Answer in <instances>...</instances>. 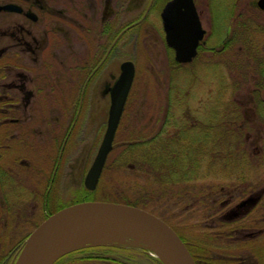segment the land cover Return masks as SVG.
<instances>
[{
	"label": "rangeland",
	"instance_id": "rangeland-1",
	"mask_svg": "<svg viewBox=\"0 0 264 264\" xmlns=\"http://www.w3.org/2000/svg\"><path fill=\"white\" fill-rule=\"evenodd\" d=\"M105 1L51 0L50 4L56 15L65 10L74 18L78 7L93 3V16L99 31L101 15L106 12ZM112 1L115 2V13H119L115 19L116 28H121L138 21L151 0ZM168 1L157 0L149 17L131 29L116 47L111 66V72L115 75L113 84L120 76L122 63L127 60L134 63L136 75L113 150L97 189L89 199L96 202L137 203L139 207L169 219L172 224L167 223L171 227L175 221L180 222L185 228V237L203 245L205 239L215 238L210 234L214 230L207 229V226L210 227L208 213L213 205L209 202L219 205L224 200V197L206 194L235 191L236 177L241 175L235 160L238 152L230 148L238 140L234 132L240 124L243 136H253L244 141L242 149L249 156L251 151L246 145L249 140L258 137L262 139L258 154L264 156V123L259 122L256 116L261 109L260 103L264 101V87L258 88L259 84H264V77L256 63L264 53V9L258 7L259 0H195L206 30L203 50L199 51L192 64L179 65L174 60L173 50L166 44L161 19L162 6ZM95 2L98 7H95ZM124 3L129 9L128 14H122ZM71 40L74 42V35ZM66 48L55 41L51 45V55L58 50L66 66L74 67V57L65 55ZM3 64L17 70L28 68L27 65L31 63L26 57H20L18 63L12 58H4ZM49 64L52 66L47 74L55 76L67 73L66 66L62 69L61 62L53 56L49 58ZM65 91L67 95L71 93L75 96L73 88L67 83L63 88ZM102 91L99 85L88 88L81 103L79 100L66 104L50 101L35 105L36 113L48 119L50 129L59 128L57 119L65 114L63 120L60 118V124L66 125V134L73 128L65 154L72 152V148L75 151L77 141L78 149L67 159L81 160L83 181L107 128L110 96L106 94L104 98ZM225 101V110H221L219 103ZM240 105L243 107L238 111L236 107ZM224 111L225 119L219 116ZM240 114L242 116L237 121ZM33 124L35 129H39V121ZM206 137L210 140L206 143L210 149L199 147L204 146ZM142 142L147 143L142 150L132 148ZM150 148L156 153L165 148L166 152L174 155L165 162H159L157 168L156 164L141 159L142 153H147ZM46 154L51 156V171L57 160L58 147L50 150L36 138L34 160H43ZM252 161L248 157L250 167ZM140 167L142 170H139ZM24 195H28L27 192L24 191ZM36 203L41 206L40 199ZM126 251L130 253L126 255L124 252L121 261H128L124 258L126 256L132 264H151L143 257L147 254L143 248L131 246ZM96 252L103 254V250ZM238 252L248 253L246 248ZM154 260L162 264L156 258ZM96 261L90 264H107Z\"/></svg>",
	"mask_w": 264,
	"mask_h": 264
},
{
	"label": "flooded vegetation",
	"instance_id": "flooded-vegetation-1",
	"mask_svg": "<svg viewBox=\"0 0 264 264\" xmlns=\"http://www.w3.org/2000/svg\"><path fill=\"white\" fill-rule=\"evenodd\" d=\"M50 2L51 0H0V7L11 5L18 10H0V264H15L28 237L49 216L92 196V192L84 186L81 160L67 159L78 149L77 141L74 144L75 151L72 148V152L65 154L69 136L73 132L71 128L66 134V125L60 124V118L63 120L65 114H61L57 119L59 128L50 129L48 119L36 113L35 105L50 101L66 104L68 101L76 103L79 100L81 103L86 90L97 85L103 89L104 98L106 94L110 96L115 80L111 66L116 47L131 29L149 17L157 0L150 1L138 21L121 28H116L115 24L116 15H119L114 11L115 2L106 0V12L101 15L99 31L93 16V3L90 6L78 7L72 18L65 10L56 15ZM166 4L162 6V12ZM95 7H98L97 2ZM121 9L122 14L129 13L125 3ZM72 35L75 37L74 42L71 40ZM55 41L67 47L64 53L74 57V67L66 66L60 59L58 50L51 55V45ZM49 56L59 60L62 69L66 66L65 75L47 74L52 66L49 64ZM20 57H26L31 63L27 65L28 68L13 70L3 64L4 58H12L18 63ZM256 63L264 77V53ZM66 83L73 88L75 96L63 92ZM263 87L264 84L258 85L259 89ZM91 93L93 96V91ZM220 103V109L225 110L226 101ZM263 104L264 101L260 103L261 109L256 116L259 122L264 123ZM242 107L240 105L236 109L240 111ZM225 113L224 111V114L219 116L225 119ZM241 116L242 114L236 118L237 121ZM36 120L39 121V129L34 128L33 123ZM54 124L57 126L56 121ZM241 125L234 132L238 140L234 142V147H230L238 152L235 160L239 166L238 173L241 172V175L236 177L235 191L206 194L224 197L219 205L209 202L213 205L209 209L207 219L210 227L206 226L208 230H214V233L210 234L215 238L208 241L205 239V245L191 242L183 234V225L174 220V229L183 230H178L181 235L178 234L188 249L191 247L189 250L197 264L195 255L200 261L201 252L206 259L203 264H264V156L258 154L262 139L254 137L249 140L246 147L251 152L248 156L242 147L244 141L253 136H243ZM42 126L45 128H41ZM262 132L264 136V130ZM36 138L50 150L58 147L57 160L54 161L51 171L49 154H46L43 160H34ZM209 141L206 137L204 146L199 147L210 149V146L206 145ZM248 157L253 159L250 162L251 167ZM24 191L28 195H24ZM37 199L41 200V206L36 203ZM190 236L194 239L191 234ZM200 246L204 248L203 251H200ZM120 248L123 247L96 250H103L102 255L92 249L99 256L95 255V259L90 261L132 264L126 256L124 258L128 261L120 260L124 252L126 255L130 253L126 251L127 248ZM243 248H246L248 253L238 252ZM76 253V259L82 262L85 257L82 250ZM147 261L158 264L149 256Z\"/></svg>",
	"mask_w": 264,
	"mask_h": 264
},
{
	"label": "water",
	"instance_id": "water-1",
	"mask_svg": "<svg viewBox=\"0 0 264 264\" xmlns=\"http://www.w3.org/2000/svg\"><path fill=\"white\" fill-rule=\"evenodd\" d=\"M264 9V0L258 1ZM0 10H18L11 5ZM166 43L175 52V61L188 64L198 54V47L206 31L202 27L194 0H171L162 12ZM132 61L121 66V75L111 90V104L107 128L89 169L85 187L96 190L135 79ZM127 232L149 241L151 247L140 246L155 252L163 264H196L180 236L162 219L130 205L111 202H82L66 207L49 216L28 237L15 264H55L76 250L87 248L76 245L84 235L94 232Z\"/></svg>",
	"mask_w": 264,
	"mask_h": 264
},
{
	"label": "trees",
	"instance_id": "trees-1",
	"mask_svg": "<svg viewBox=\"0 0 264 264\" xmlns=\"http://www.w3.org/2000/svg\"><path fill=\"white\" fill-rule=\"evenodd\" d=\"M150 143V142H149ZM147 143L146 142H142V143H139V144H136V145H133L132 146V148H135V149H139V150H142V147L144 146V145H146ZM167 151V149H165V148H163L162 150H158V153H156V151H154V149L153 148H150V149H148V152L147 153H142V155H141V159L142 160H144V159H146V160H148L149 162H152L153 164H156V167L158 168V166H159V162H165V161H167V159H170V158H172L173 157V155L174 154H172V153H169V152H166ZM174 161V160H173ZM161 167H165V166H161ZM139 170H142L141 169V167H140V169ZM89 197H91V196H89ZM84 201H90V199L88 198V199H86V200H84ZM124 204H127V205H131V206H135V207H139L138 206V204L136 203V204H132V203H124ZM139 208H142V207H139ZM157 214V213H156ZM159 215V214H158ZM161 216V218H164L166 221H168L169 222V219H167L166 217H164V216H162V215H160ZM178 227V226H177ZM177 230H179L180 232L181 231H183V230H180V229H177ZM185 240V239H184ZM185 242H187L186 240H185ZM189 249L191 250V247L189 246ZM203 247L202 246H200V251H203ZM93 250H95V249H93ZM92 249H88V250H83L82 252H83V254L85 255V257H84V259H83V261L82 262H80V261H78V259H76V255H77V253H73V254H70V255H68V256H65L64 258H62L60 261H58L56 264H90L89 262H91L90 260H93V259H95V254L93 253L94 251H93ZM96 251V250H95ZM202 253L203 252H201L200 253V261L198 260V258L196 257V255H195V258H196V260H197V262H198V264H203V263H205V258L202 256ZM194 254V253H193ZM99 256V255H98ZM145 259H147L148 260V256H146V255H144L143 256Z\"/></svg>",
	"mask_w": 264,
	"mask_h": 264
},
{
	"label": "bare ground",
	"instance_id": "bare-ground-1",
	"mask_svg": "<svg viewBox=\"0 0 264 264\" xmlns=\"http://www.w3.org/2000/svg\"><path fill=\"white\" fill-rule=\"evenodd\" d=\"M111 244H116L120 246H148L151 247L149 241L142 237L136 236L127 232H94L83 236L80 242L76 245L77 247L86 246H109ZM153 256L159 258V255L155 252L152 253Z\"/></svg>",
	"mask_w": 264,
	"mask_h": 264
}]
</instances>
